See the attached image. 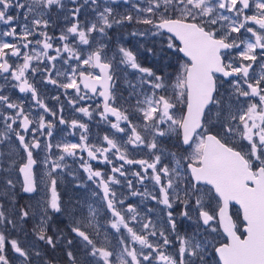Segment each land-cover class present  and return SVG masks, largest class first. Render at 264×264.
<instances>
[{"label": "snow or ice", "instance_id": "6c2138e0", "mask_svg": "<svg viewBox=\"0 0 264 264\" xmlns=\"http://www.w3.org/2000/svg\"><path fill=\"white\" fill-rule=\"evenodd\" d=\"M0 264H264V0H0Z\"/></svg>", "mask_w": 264, "mask_h": 264}, {"label": "rangeland", "instance_id": "374dc122", "mask_svg": "<svg viewBox=\"0 0 264 264\" xmlns=\"http://www.w3.org/2000/svg\"><path fill=\"white\" fill-rule=\"evenodd\" d=\"M49 96L51 95H54L55 94V91L52 89L51 86H49L48 88V93H47ZM16 95L20 96V97H23L25 94H21V93H18V91L16 92ZM49 103H52L51 101H48ZM69 113H66V115H68ZM99 131V128H97L95 125H93V132H98ZM100 132V131H99ZM101 135L103 134V132H100ZM69 139H73L72 137H69ZM69 163L71 164V160H69ZM78 165H73V168H77ZM71 180V177H66L65 179V184L59 189L61 194L64 196V198L66 199L67 198V195L71 194L70 192V186L68 185L67 181ZM133 202H137L139 201V198L138 197H134V198H131Z\"/></svg>", "mask_w": 264, "mask_h": 264}, {"label": "flooded vegetation", "instance_id": "af4514ba", "mask_svg": "<svg viewBox=\"0 0 264 264\" xmlns=\"http://www.w3.org/2000/svg\"><path fill=\"white\" fill-rule=\"evenodd\" d=\"M99 131L102 132V126L101 128H99ZM232 210L235 211V208H233Z\"/></svg>", "mask_w": 264, "mask_h": 264}]
</instances>
